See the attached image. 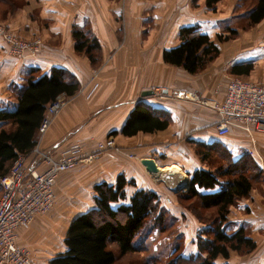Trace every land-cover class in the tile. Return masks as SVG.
I'll use <instances>...</instances> for the list:
<instances>
[{
    "label": "crops",
    "instance_id": "obj_1",
    "mask_svg": "<svg viewBox=\"0 0 264 264\" xmlns=\"http://www.w3.org/2000/svg\"><path fill=\"white\" fill-rule=\"evenodd\" d=\"M240 1L223 0L213 11L205 0H25L5 20L15 36L41 41L37 54L13 56L0 36V109L16 107L17 92L31 69L42 76L53 67L63 68L77 78L80 90L53 120L41 141L42 149L56 154L80 143L93 151L98 141L115 132L119 147L93 163L60 174L55 207L18 231V244L31 252L35 264H50L67 250L71 222L96 208L95 186L115 184L120 175L135 182L126 188L129 196L139 189L160 196L161 205L180 220L183 255L197 253L195 239L202 225L179 202L178 194L195 170L205 168L196 153L200 143H217L234 161L248 159V165L261 171L250 196L238 199L231 209L228 229L230 233L246 227L256 248L247 255L232 252L228 260L218 262L264 264V133L255 135L257 154L246 152V147H252L247 133L234 128L219 134V115L211 107L224 101L233 76L264 79V20L248 30L239 29L232 40L217 39L228 26L237 27L231 18L241 9ZM192 25L201 26L220 49L217 59L196 74L165 63L163 56L166 49L180 43L179 30ZM73 27L85 30L100 44L98 67L85 53L76 51ZM249 63L252 69L241 72ZM148 90L154 94L143 96ZM138 104L162 119L170 118V125L155 132L123 134ZM145 158L155 159L160 167L154 175L142 164ZM172 166L178 167L183 179L162 177ZM167 191L171 195L164 197Z\"/></svg>",
    "mask_w": 264,
    "mask_h": 264
},
{
    "label": "trees",
    "instance_id": "obj_2",
    "mask_svg": "<svg viewBox=\"0 0 264 264\" xmlns=\"http://www.w3.org/2000/svg\"><path fill=\"white\" fill-rule=\"evenodd\" d=\"M20 1L0 0V21L15 12ZM221 1L205 0V3L216 11ZM244 2L241 0L238 8L244 7ZM237 14L247 24L228 26L225 33L217 35L219 41L232 40L237 37L239 29L251 28L263 21L264 0H254L248 9ZM73 36L76 51L85 53L91 64L98 67L101 53L98 41L78 27H73ZM179 39L177 46L164 51V62L182 67L191 74L203 71L220 54L218 44L199 25L182 27ZM243 67L241 72H249L253 64ZM37 72V69L28 72L25 83L17 92L16 107L0 109V177L9 172L18 156L32 155L48 105L61 95L70 97L80 90L77 78L63 68L53 67L42 76ZM169 125L170 118L162 119L149 107L138 104L122 133L131 136L139 131L155 132ZM112 134L116 135V132ZM195 148L205 168L191 174L189 190L179 198L181 201L185 197L195 198L199 208L209 210L213 215L203 218L198 207H186L202 225L195 239L197 253L184 256V246L178 245L175 247V259L168 260L166 264H228L218 260H228L232 252L247 255L256 248V242L246 227L232 228L234 230L229 233V215L238 199L250 196L262 173L248 165V159L234 161L217 143H200ZM217 159H222L223 163L213 167L212 163ZM134 184V180L128 181L124 175H120L115 184H97L96 208L71 222L65 239L67 250L51 259L50 264H115L118 253L124 256L146 250L143 239L155 229L165 231L170 212L161 205L155 191L139 189L129 196L126 188ZM179 236L183 238L182 234ZM158 260L150 258L145 264H160Z\"/></svg>",
    "mask_w": 264,
    "mask_h": 264
},
{
    "label": "built area",
    "instance_id": "obj_3",
    "mask_svg": "<svg viewBox=\"0 0 264 264\" xmlns=\"http://www.w3.org/2000/svg\"><path fill=\"white\" fill-rule=\"evenodd\" d=\"M0 36L6 42L9 55L39 52L40 39H19L3 23H0ZM69 98L61 95L48 105L32 155L18 156L9 172L0 177L3 189L0 195V264H35L31 252L18 244V231L29 228L38 216L46 215L55 207L59 175L93 163L109 151H119L114 135L98 141L93 151H87L80 143L70 144L56 154L41 149L44 135ZM211 107L219 115L216 124L219 134H228L234 128L245 131L252 144L245 151L256 153L255 135L264 133V79L232 77L227 83L224 101L213 103ZM31 157L33 167L29 165Z\"/></svg>",
    "mask_w": 264,
    "mask_h": 264
},
{
    "label": "rangeland",
    "instance_id": "obj_4",
    "mask_svg": "<svg viewBox=\"0 0 264 264\" xmlns=\"http://www.w3.org/2000/svg\"><path fill=\"white\" fill-rule=\"evenodd\" d=\"M24 2H25V0H21L19 2L20 3L19 7H21ZM253 2H254V0H245V2H244L245 6L244 7L241 6L240 7L241 9L236 11L235 16H232L231 19L233 21H236V23H235L236 25L241 26V25L247 24V21L245 19L239 18L237 16V15H239L237 13L242 12L245 9H248L253 4ZM13 13H11V14H13ZM11 14H9V15H11ZM9 15L8 16L6 15L7 17H5L4 20L0 21V23L7 25L5 23V20L8 19ZM237 18H238V20H237ZM248 29H250V28H245L243 30H248ZM9 31L11 32L10 29H9ZM17 38H19V37H17ZM19 39H22V38H19ZM23 40H27V39H23ZM28 40H33V39H28ZM233 77H235V76H233ZM69 100H70V98L68 99V101ZM41 145H42V143H41ZM41 149H42V146H41ZM221 163H223V160L217 159L216 161H214L212 163L213 164L212 166L215 167ZM33 164H34V161H33V158L31 157V159L29 160V165L33 166ZM162 177H165V176L163 175ZM184 189H182V190L179 189L180 192L178 194V200L180 203L185 205V207H190V206L191 207H193V206L198 207V211L203 218H207V217L213 215V213H211V211H209V210L204 211L201 209V207L199 208L200 204L198 203V200L195 198L185 197L181 201L179 198V195H185L187 193V191L189 190V188H184ZM1 190H2V188L0 187V194H1ZM169 195H171V192L167 191V193L163 196L167 197ZM172 195L175 196L174 193ZM162 201L163 200L160 198L161 204H162ZM169 218L170 219H168L169 221L167 223L168 226L166 227L167 229L165 231H160L158 229H155V230L147 233L146 237L143 239L144 240V246L146 247V250L145 249L139 250L138 252L130 253V254H127L124 256H121L118 253L117 254V261L115 264H145L147 259L150 260V258H158L159 259L158 261L160 262V264H166L168 262V260L175 259V247L178 245H180V246L182 245L181 247L183 248V246H184L183 244L185 243V238L184 237L182 238L179 236L182 234L180 232V230H181L180 220L175 221V216L172 213H170ZM183 252H184V250H183Z\"/></svg>",
    "mask_w": 264,
    "mask_h": 264
},
{
    "label": "water",
    "instance_id": "obj_5",
    "mask_svg": "<svg viewBox=\"0 0 264 264\" xmlns=\"http://www.w3.org/2000/svg\"><path fill=\"white\" fill-rule=\"evenodd\" d=\"M154 94V91L152 90H148V91H145L143 93V96H150V95H153ZM142 164L146 167L147 171L149 173H155L160 167H158L157 165V162L155 161V159H152V158H145V159H142L141 160ZM164 173H166V175L168 176H175V175H179V177H182V175H180L179 171L178 170H169V171H165ZM190 186V181L187 180V183L185 185V188H189Z\"/></svg>",
    "mask_w": 264,
    "mask_h": 264
},
{
    "label": "bare ground",
    "instance_id": "obj_6",
    "mask_svg": "<svg viewBox=\"0 0 264 264\" xmlns=\"http://www.w3.org/2000/svg\"><path fill=\"white\" fill-rule=\"evenodd\" d=\"M178 167L177 166H172V167H170V168H167L165 171H169V170H178L177 169ZM165 171H163V174L165 175V177H167L168 175H166V173H164ZM179 171V173H180V175H182L181 174V172H180V170H178ZM176 176H178L179 177V175H176ZM181 179H183L184 177L182 176V177H180ZM181 186H184V185H181Z\"/></svg>",
    "mask_w": 264,
    "mask_h": 264
}]
</instances>
